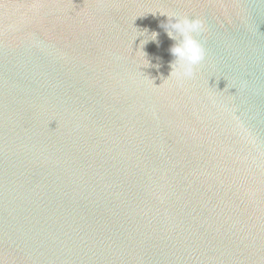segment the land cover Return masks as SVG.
Listing matches in <instances>:
<instances>
[{
  "label": "water",
  "instance_id": "water-1",
  "mask_svg": "<svg viewBox=\"0 0 264 264\" xmlns=\"http://www.w3.org/2000/svg\"><path fill=\"white\" fill-rule=\"evenodd\" d=\"M0 264H264V0H0Z\"/></svg>",
  "mask_w": 264,
  "mask_h": 264
},
{
  "label": "clouds",
  "instance_id": "clouds-1",
  "mask_svg": "<svg viewBox=\"0 0 264 264\" xmlns=\"http://www.w3.org/2000/svg\"><path fill=\"white\" fill-rule=\"evenodd\" d=\"M167 16L169 17L168 14ZM169 20L171 22L166 26L168 35L177 41L170 50L174 56L170 75L191 78L194 75L195 66L205 58L206 54L204 47L194 35L202 30L203 23L198 19L177 16L169 17ZM152 34L150 39L156 40L158 34L155 32Z\"/></svg>",
  "mask_w": 264,
  "mask_h": 264
}]
</instances>
